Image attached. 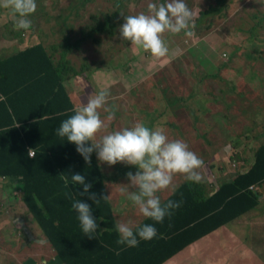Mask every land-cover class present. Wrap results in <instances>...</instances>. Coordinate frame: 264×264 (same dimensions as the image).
<instances>
[{
	"label": "rangeland",
	"instance_id": "1",
	"mask_svg": "<svg viewBox=\"0 0 264 264\" xmlns=\"http://www.w3.org/2000/svg\"><path fill=\"white\" fill-rule=\"evenodd\" d=\"M115 1L36 0L32 27L23 33L15 29L12 13L0 8L1 53L8 50L3 46L8 40L13 41L9 54L19 49L20 43L26 46L40 40L52 58L62 57L58 44L83 37L81 31L87 32L92 19L108 11ZM119 1L122 7L113 19L114 32L88 35L67 55L76 69L88 63L81 73L70 74L63 82L69 93L79 98L76 109L102 90L109 93L107 106H114L111 121L108 113L100 110L106 128L97 140L138 122L153 130L161 128L170 141L185 142L204 161L200 185L210 192L247 171L255 151L264 144V0H184L195 13L194 20L212 6L217 9L195 21L192 37L184 32L165 33L170 53L163 59L123 40L119 29L125 19L120 14L147 13L148 3L168 0ZM97 162L117 222H143L146 218L128 199L133 189H125L130 184L126 174L139 169L123 163L110 167L98 158ZM187 181L182 175L174 176L172 186L157 193L161 203ZM9 188L14 189L12 185ZM26 209L19 202L6 216L8 209L0 208V264H60ZM21 212L27 219L24 224H19ZM174 263L264 264V198L251 213L200 245L190 246Z\"/></svg>",
	"mask_w": 264,
	"mask_h": 264
},
{
	"label": "trees",
	"instance_id": "2",
	"mask_svg": "<svg viewBox=\"0 0 264 264\" xmlns=\"http://www.w3.org/2000/svg\"><path fill=\"white\" fill-rule=\"evenodd\" d=\"M120 3L117 0L108 11L99 12L101 15L92 19L87 32L81 31L83 37L67 44L60 42L62 57L52 58L40 40L9 55L0 52V96L6 97L0 101V179H17L20 202L60 264H166L201 239L251 213L264 196V144H261L247 171L220 183L211 192L201 182H183L162 203L179 202V208L173 209L161 223L146 218L136 227L152 224L157 230L156 238L141 240L137 247L129 248L117 243L120 237L111 203L108 200L94 203L87 195H79L83 187L70 181V175L76 173L92 184L89 194L96 193L101 199L107 196V191L95 151L91 164H86L76 145L57 134L60 124L76 110L63 82L70 74L77 75L88 67L85 63L76 69L67 55L88 35L114 32L113 19ZM216 9L212 6L209 11H202L194 22ZM120 15L125 17L124 13ZM94 40L97 42V37ZM29 149L34 150L31 157ZM64 177H69L68 184ZM78 199L92 209L97 233L86 236L83 232L78 213L72 207Z\"/></svg>",
	"mask_w": 264,
	"mask_h": 264
},
{
	"label": "clouds",
	"instance_id": "3",
	"mask_svg": "<svg viewBox=\"0 0 264 264\" xmlns=\"http://www.w3.org/2000/svg\"><path fill=\"white\" fill-rule=\"evenodd\" d=\"M0 8L12 13L16 30L31 29L30 17L37 10L36 0H0ZM194 16L195 13L184 0H168L159 4L150 2L147 13L125 16V22L119 31L123 40L129 41L131 46L150 53L156 59H163L169 57L170 53L164 39L165 33L184 32L187 37H192L195 28ZM108 96L109 93L102 90L90 97L86 105L76 109L74 115L60 124L57 134L76 145L77 152L86 164H91V156L95 151L98 160L110 167L117 163L136 166L139 170L135 174H126L130 184L125 189H133L128 192V199L143 217L161 223L166 216L171 215L173 209L180 207V203L168 201L162 204L157 193L169 189L176 175H182L188 181L201 182L203 177L199 170L204 167V161L190 151L185 142L170 141L163 129L153 130L141 122L131 128L109 132L97 140V135L106 128L100 110L108 113L109 121L114 118V106H107ZM5 100L6 97L0 96V101ZM18 126L17 124L16 127ZM28 155H34V150L29 149ZM64 180L66 184L69 183V177H64ZM70 181L73 185L82 186L83 191L79 195H87L94 203L110 199V196L98 199L96 193L89 194L92 184L87 183L85 177L79 173L70 175ZM72 207L78 213V220L86 236L97 233L98 225L89 204L78 199L73 202ZM134 227L132 221L118 222L116 229L120 238L117 243L135 248L141 240L151 241L157 236V230L152 224L140 226L135 231Z\"/></svg>",
	"mask_w": 264,
	"mask_h": 264
},
{
	"label": "crops",
	"instance_id": "4",
	"mask_svg": "<svg viewBox=\"0 0 264 264\" xmlns=\"http://www.w3.org/2000/svg\"><path fill=\"white\" fill-rule=\"evenodd\" d=\"M3 18H4V16H3ZM26 37L27 36L25 35V40L27 39ZM12 43H13L12 40H8V41H5L4 42V45L3 46L7 47V49L9 50V47L12 45ZM24 44H25L24 42L23 43H20L19 49L20 48H23L24 46H22V45H24ZM8 50L6 51V53H3V55L4 54L9 55V51ZM0 52H1V48H0ZM65 86H66V83H65ZM70 94L72 96L74 108H76L75 106L77 105L79 98H78V96L74 92H72ZM17 182H18L17 179H15V180L0 179V204H1L0 205V208L6 207L8 209V211L6 213V216L9 215V210L11 209V207L13 205L19 204V202H20L19 197H18L19 196L18 195V192H19V188H18L19 183H17ZM11 185L14 188L13 190H10V188H9ZM107 196H108V192H107ZM108 201H109V203H111V200L110 199ZM20 203L22 204V202H20ZM111 205H112V203H111ZM131 211H132V209H131ZM27 212H28V210H27ZM22 213L23 212H21V216L19 217V224H24V223H26V220H27L26 218H24L22 216ZM28 214H29V212H28ZM29 216L31 217L30 214H29ZM115 218H116V216H115ZM139 224L140 223H137L136 225H134L135 226L134 228H136ZM209 236L201 239L199 242L195 243L194 245H200V242H202L203 240H206ZM194 245H192V246H194ZM188 249L185 250L184 252L180 253L179 255H177L175 258L178 259V257L183 256L188 251ZM174 259H172L171 261L167 262L166 264H175L176 262L174 263Z\"/></svg>",
	"mask_w": 264,
	"mask_h": 264
},
{
	"label": "built area",
	"instance_id": "5",
	"mask_svg": "<svg viewBox=\"0 0 264 264\" xmlns=\"http://www.w3.org/2000/svg\"><path fill=\"white\" fill-rule=\"evenodd\" d=\"M33 156V155H32Z\"/></svg>",
	"mask_w": 264,
	"mask_h": 264
}]
</instances>
